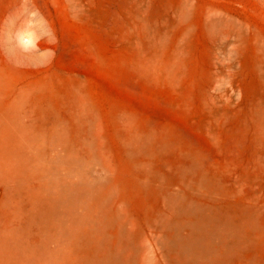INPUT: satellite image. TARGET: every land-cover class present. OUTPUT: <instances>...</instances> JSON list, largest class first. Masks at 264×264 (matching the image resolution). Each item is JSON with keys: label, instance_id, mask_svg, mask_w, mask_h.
<instances>
[{"label": "rangeland", "instance_id": "1", "mask_svg": "<svg viewBox=\"0 0 264 264\" xmlns=\"http://www.w3.org/2000/svg\"><path fill=\"white\" fill-rule=\"evenodd\" d=\"M32 148L91 264H264V0H0V264H82Z\"/></svg>", "mask_w": 264, "mask_h": 264}, {"label": "bare ground", "instance_id": "2", "mask_svg": "<svg viewBox=\"0 0 264 264\" xmlns=\"http://www.w3.org/2000/svg\"><path fill=\"white\" fill-rule=\"evenodd\" d=\"M31 133V132H30ZM30 133H29V135H30ZM20 135H21V133H19ZM33 138H35V136H33ZM32 140V139H31ZM35 140V139H34ZM26 141H27V139H26ZM38 141V140H37ZM23 142V141H22ZM24 143V142H23ZM58 144V143H57ZM56 144V145H57ZM60 144V143H59ZM31 145H33V144H31ZM31 145H29V146H31ZM56 145H55V148H56ZM58 146V145H57ZM32 147V146H31ZM54 148V147H53ZM15 149V148H14ZM20 149V148H19ZM60 150V149H59ZM14 150H11V151H9L10 152V154H11V158L12 157H15V156H17L14 152H13ZM32 151H34L33 150V148H32ZM25 153V152H24ZM67 153V152H66ZM7 153H4L3 152V155H6ZM43 153L42 152H40V151H34V153L31 155V160L30 159H28V160H30L29 161V163L27 164H23L21 167H22V169L24 170V172H27L28 173V177H31V178H34L35 177V179L37 180V182H36V180H32L33 181V183H35L36 182V184H35V186H36V189H37V191H38V194L39 195H41V196H44V198L43 197H39L38 195H37V193L35 194L36 195V199H45V192H44V188L46 187V188H52L54 185H53V180H52V176H53V174H55V173H53L54 172V168H55V164L53 163V161H51L52 159H54L55 157H57V156H62L61 155V153H60V151H58V150H55V153L54 154H52L51 156L52 157H49V159L46 161V163L45 164H43V166L42 165H39V162H37L36 161V159L39 157V155H42ZM2 155V154H1ZM0 155V156H1ZM66 155V154H65ZM73 156H75V154L73 155ZM5 157V156H4ZM21 157H23L22 155H21ZM26 158H28L27 156H25ZM79 157V156H78ZM3 158V157H2ZM1 158V159H2ZM11 158H8V159H10L11 160ZM4 159H7V158H4ZM7 159V160H8ZM19 159V158H18ZM3 160V159H2ZM1 160V161H2ZM24 160H25V162H27V159H23L22 161L24 162ZM64 160H65V158H64ZM6 161V160H5ZM11 161H13V160H11ZM6 163V162H5ZM4 162H2V164H5ZM15 163V162H14ZM61 163V162H60ZM1 164V163H0ZM58 164H59V162H58ZM11 165V164H10ZM15 165V164H14ZM13 165V166H14ZM20 165V164H19ZM63 165V164H62ZM2 166V165H1ZM60 167H61V165H60ZM59 167V168H60ZM58 168V169H59ZM2 169H4V167L2 168ZM8 169H9V167H8ZM7 169V170H8ZM18 168H17V166H16V170H17ZM25 169H28V171H25ZM56 169V168H55ZM61 169V168H60ZM5 170V169H4ZM15 170V169H14ZM18 171H19V169H18ZM1 172V171H0ZM8 172H9V170H8ZM19 173H20V171H19ZM2 174V173H1ZM0 174V175H1ZM16 174H18V172L16 173ZM16 174H13L14 176V178H15V175ZM66 174V173H65ZM12 175V174H11ZM59 175V173H57V176ZM64 175V174H63ZM21 176V175H20ZM26 176H27V174H26ZM12 177V178H13ZM1 178V177H0ZM12 178H10V179H12ZM54 178V177H53ZM57 178V177H56ZM83 178V177H82ZM58 179V178H57ZM59 180V179H58ZM80 180H82V179H80ZM12 181V180H11ZM15 181V180H14ZM55 181H56V179H55ZM61 181H63L62 179H61ZM12 183V182H11ZM16 183V182H15ZM19 182H17V184H18ZM24 183H26V182H24ZM77 183H78V181H77ZM83 183V182H82ZM59 184V183H58ZM66 184H69V183H66ZM80 184V183H79ZM88 184V183H87ZM90 184H92V183H90ZM18 185H21V183L20 184H18ZM61 185V184H60ZM70 185V184H69ZM25 186V185H24ZM55 186H56V183H55ZM54 186V187H55ZM59 186V185H58ZM64 186H65V184H64ZM79 186H83V184L82 185H79ZM61 187H63V185L61 186ZM85 187V186H84ZM65 188V187H64ZM68 188V187H67ZM68 190H69V188H68ZM34 192H36V191H34ZM55 193H56V191H55ZM49 196V195H48ZM98 198H100V196H97ZM67 198V197H66ZM75 198V197H74ZM98 198H96L95 200H92L91 198H89L88 200L87 199H85V198H76L71 204H68V205H70V206H65V205H62L61 204V202H62V199L58 196V195H55L54 197H50V199L48 200L47 199V197H46V201H44V203L45 202H47V204H48V208H47V210H48V213H49V215H51V219H50V221H51V225L52 226H50L52 229L54 228V229H57L58 231H59V233L58 232H56V231H53V235H56V234H59L58 236L61 238V239H65V240H69L68 242L70 243H72L73 245H75V246H79V245H81L82 243H87V248H86V257L84 258V261L82 262V264H91V261L93 260V258H94V253H95V251H96V245L93 243V241H91L89 238H90V233L92 232V230H93V227H94V225H93V217L91 216V214H90V209L91 208H93L94 206H95V204H96V206H97V201H98ZM51 200V201H50ZM36 202V201H35ZM36 204V203H35ZM95 206V207H96ZM57 207V208H56ZM72 208H74L75 210H74V212L72 211ZM45 211V210H44ZM37 213H38V209H37V211H36ZM93 212V211H92ZM35 213V212H34ZM40 213V212H39ZM42 213H43V211H42ZM46 213H47V211H46ZM44 214V213H43ZM110 214V213H109ZM46 215H48V214H46ZM107 215H108V213H107ZM46 217H48V216H46ZM43 218V217H42ZM49 218V217H48ZM44 220V219H43ZM38 221V220H37ZM42 221V220H41ZM46 221V220H45ZM44 221V223H46ZM120 226H121V223L119 224ZM37 226V225H36ZM38 227V226H37ZM46 227V226H45ZM47 228V227H46ZM110 228V227H109ZM116 228V227H115ZM39 229V228H38ZM41 229V228H40ZM45 229V228H44ZM47 230V229H46ZM115 230V229H114ZM40 232L42 231V229L41 230H39ZM49 231V230H48ZM43 232H45L46 233V231L45 230H43ZM43 232H41V234L43 233ZM49 233V232H48ZM47 233V234H48ZM43 235H44V233H43ZM51 235V234H50ZM49 234H48V236H50ZM95 235V234H94ZM42 236V235H41ZM43 237V236H42ZM47 237V236H46ZM53 236H50V238H52ZM94 237H96V236H94ZM100 237V236H99ZM48 238V237H47ZM54 238V237H53ZM52 238V239H53ZM49 239V238H48ZM48 239H46V240H48ZM46 240H45V242H46ZM49 240H51V239H49ZM67 241H65L66 243H67ZM44 241L42 242L43 243V246L45 247V243ZM52 242V241H51ZM50 242V243H51ZM54 243V242H53ZM65 244V243H64ZM61 245H63V243H61ZM60 245V246H61ZM83 245V244H82ZM60 246H59V248H60ZM43 247V248H44ZM64 247V246H63ZM62 247V248H63ZM81 247V246H80ZM79 247V248H80ZM83 247V246H82ZM39 248V247H38ZM58 248V247H57ZM84 248V247H83ZM29 251H30V249H28ZM35 250V249H34ZM42 250V249H41ZM40 250V251H41ZM44 250H45V248H44ZM51 250V249H50ZM58 250V249H57ZM79 250V249H78ZM83 250H85V249H83ZM83 250H81V251H83ZM33 251V250H32ZM55 251V250H54ZM51 252V251H50ZM64 252H66V251H64ZM63 252V253H64ZM35 253V252H34ZM56 252H54V254H55ZM60 253V252H59ZM74 254H76V253H74ZM31 255V254H30ZM44 255V254H43ZM56 255V254H55ZM83 255V254H82ZM35 256V255H34ZM40 256V255H39ZM53 256V255H52ZM46 257V256H45ZM44 257V258H45ZM69 257V256H68ZM77 257V256H76ZM38 258V257H37ZM49 258V257H48ZM56 258V257H55ZM78 258V257H77ZM64 259H65V255H64ZM63 259V260H64ZM47 260V259H46ZM74 260H76V259H74ZM80 259H78V261H79ZM71 261H73V260H71ZM77 261V260H76ZM67 262H68V260H67ZM55 263V262H54ZM60 263V262H59ZM75 263V262H74ZM73 263V264H74ZM80 263V262H79ZM68 264V263H67ZM77 264V263H76Z\"/></svg>", "mask_w": 264, "mask_h": 264}]
</instances>
